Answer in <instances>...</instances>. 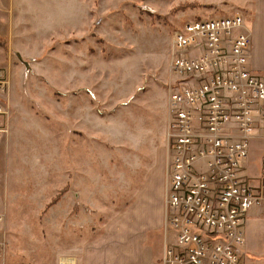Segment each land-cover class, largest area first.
I'll return each instance as SVG.
<instances>
[{"label":"rangeland","instance_id":"rangeland-1","mask_svg":"<svg viewBox=\"0 0 264 264\" xmlns=\"http://www.w3.org/2000/svg\"><path fill=\"white\" fill-rule=\"evenodd\" d=\"M243 2L0 0V264H74L114 214L156 199L140 190L159 179L173 34ZM249 145L255 186L264 141Z\"/></svg>","mask_w":264,"mask_h":264},{"label":"built area","instance_id":"built-area-1","mask_svg":"<svg viewBox=\"0 0 264 264\" xmlns=\"http://www.w3.org/2000/svg\"><path fill=\"white\" fill-rule=\"evenodd\" d=\"M249 48L237 14L173 34L159 264H245V216L264 205V172L257 187L242 175L250 141L264 138V74L249 68ZM7 115L0 105L1 133Z\"/></svg>","mask_w":264,"mask_h":264},{"label":"crops","instance_id":"crops-1","mask_svg":"<svg viewBox=\"0 0 264 264\" xmlns=\"http://www.w3.org/2000/svg\"><path fill=\"white\" fill-rule=\"evenodd\" d=\"M242 9L241 17L244 19L245 30L250 42L249 68L255 73L264 74V0H244ZM162 92L164 93V91ZM165 94L164 98L166 96V100L164 105L162 102V106H166L167 108L166 126L164 127V147L160 162L159 179L156 182V186L153 184L152 187L140 190V194H142L141 198L144 199L150 194H153L156 199L154 201H132L125 210L114 214L104 225L101 236L87 246V250L79 258L74 260V264H159L164 246L163 233L161 240H159L161 233L158 235L156 248L148 241L147 236L152 232L162 231L163 174L166 135L169 125L168 100L170 91L167 92V95ZM2 125L6 129L4 133L6 134L8 132V126L6 127L4 122H2ZM257 141H264V138L256 137L250 142L252 144L254 142L257 143ZM247 159L245 162H247ZM258 167L260 168L258 185L252 187L259 186L261 176L264 172V166L258 165ZM244 172L245 170L243 168L242 174ZM253 209L256 210L250 216V219L256 221L257 227L256 230L250 228V219H246L244 222L245 226L249 225L247 231H244L243 253H246V264L248 259H252L255 263L261 264L258 257L264 256V241L261 242L260 240V236L264 232V205ZM93 246L96 247L93 248Z\"/></svg>","mask_w":264,"mask_h":264},{"label":"bare ground","instance_id":"bare-ground-1","mask_svg":"<svg viewBox=\"0 0 264 264\" xmlns=\"http://www.w3.org/2000/svg\"><path fill=\"white\" fill-rule=\"evenodd\" d=\"M64 261H66V263H68V262H69V264H71V262H72V261H67V260H65V259H64Z\"/></svg>","mask_w":264,"mask_h":264}]
</instances>
